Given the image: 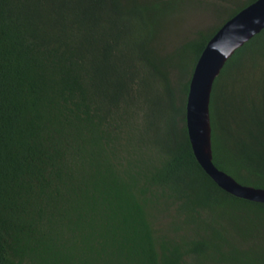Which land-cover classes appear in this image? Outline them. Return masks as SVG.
<instances>
[{
	"label": "trees",
	"instance_id": "16d2710c",
	"mask_svg": "<svg viewBox=\"0 0 264 264\" xmlns=\"http://www.w3.org/2000/svg\"><path fill=\"white\" fill-rule=\"evenodd\" d=\"M253 1L168 50L181 0H0V264H264V202L219 188L184 122L198 55ZM207 109L213 165L264 189V28Z\"/></svg>",
	"mask_w": 264,
	"mask_h": 264
},
{
	"label": "water",
	"instance_id": "95a60500",
	"mask_svg": "<svg viewBox=\"0 0 264 264\" xmlns=\"http://www.w3.org/2000/svg\"><path fill=\"white\" fill-rule=\"evenodd\" d=\"M264 28V0H254L225 20L206 41L188 82L184 108L192 154L204 173L222 190L242 199L264 202V189L238 184L211 161L208 99L213 79L225 60Z\"/></svg>",
	"mask_w": 264,
	"mask_h": 264
},
{
	"label": "rangeland",
	"instance_id": "374dc122",
	"mask_svg": "<svg viewBox=\"0 0 264 264\" xmlns=\"http://www.w3.org/2000/svg\"><path fill=\"white\" fill-rule=\"evenodd\" d=\"M181 1L182 3L184 1L183 6L181 5L170 13L167 23H165L163 27L161 39L166 41L168 40L166 45L168 50L169 48L173 49L177 47L179 43H181V39H183V37L189 36L192 38L195 36L197 31H203L207 27H210L213 23H217L218 19L212 5L218 7L228 6L230 0L228 2L226 0ZM220 15H223V12H221ZM186 75L187 73L182 72V77H185ZM231 219L236 220L235 223H241V218H239V215L237 218L236 215H234V217H231Z\"/></svg>",
	"mask_w": 264,
	"mask_h": 264
}]
</instances>
